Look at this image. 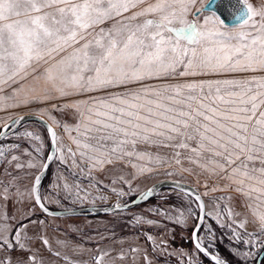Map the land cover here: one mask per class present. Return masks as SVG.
<instances>
[{
	"label": "snow or ice",
	"instance_id": "1",
	"mask_svg": "<svg viewBox=\"0 0 264 264\" xmlns=\"http://www.w3.org/2000/svg\"><path fill=\"white\" fill-rule=\"evenodd\" d=\"M196 4L197 0H0V109L67 101L52 107L73 110L74 124L48 118L74 147L64 145L52 126L48 131L57 159L81 171L127 160L126 167L134 170L129 175L136 179L152 172L154 165L170 162L158 152L138 151L137 145L188 150L189 163L227 181L225 188L235 185L234 190L250 201L248 207L264 232V211H258L264 208V75H247L264 73V5L255 8L246 0H235L234 23L227 24L215 10L204 15L211 0L201 7ZM177 77L208 79L173 83ZM84 95L85 100H70ZM24 135L40 139L31 132ZM180 157L175 151L171 158L180 166L178 173L190 171ZM18 160L11 156L12 162ZM15 167L25 165L17 162ZM26 167L48 165L33 157ZM118 182L128 188L114 187L117 198L134 192L124 175L113 184ZM40 184L37 174L28 195L44 207ZM217 190L223 189H211ZM151 193L148 189L147 195ZM138 195L147 199L145 193ZM195 201L200 214L192 243L212 264H225L210 253L211 241L206 247L201 235L202 230L210 231L204 227L205 216L218 223L224 217L220 212L205 213L200 195ZM187 213L175 222L183 224L196 215L190 205ZM158 214L171 219L167 211ZM227 218H232L230 208ZM135 223L158 222L137 216ZM237 227L243 228L244 222ZM8 230L0 224V241L7 242ZM147 239L157 243L151 235Z\"/></svg>",
	"mask_w": 264,
	"mask_h": 264
},
{
	"label": "rangeland",
	"instance_id": "2",
	"mask_svg": "<svg viewBox=\"0 0 264 264\" xmlns=\"http://www.w3.org/2000/svg\"><path fill=\"white\" fill-rule=\"evenodd\" d=\"M206 1L197 0L196 7H201ZM246 2L255 8L264 5V0H246ZM204 15L210 16L211 12L206 11ZM188 18L192 19L191 16ZM247 75H264V73H248ZM199 79H208V77H177V81L172 82ZM90 95L99 96L102 93ZM87 98V95L75 96L70 100L78 101ZM66 102L53 100L41 104L0 109V129L10 120L25 113L41 115L51 124L49 115L61 123L74 124L73 110H57L52 107L53 104L61 105ZM42 109L47 110L46 113L41 112ZM52 126L64 145L74 147L61 127L54 124ZM28 132L40 139L37 141L24 135ZM12 145H18V147L12 148ZM37 145L42 146L39 153L35 151ZM192 147H195V142H192ZM48 148L49 139L46 130L36 121L24 122L0 141V149L4 151V156L0 157V224L7 225L9 229L4 234L7 242L0 241V264H97L98 258H100V264H189V260L192 264H212L209 258L197 252L190 241L191 231L199 211L197 203L191 195L176 189L162 188L154 195L156 198L151 197V200L131 209L105 215L52 217L42 214L35 205L33 197L28 195L33 178L41 167L28 169L26 164L33 157L43 164ZM137 150L158 152L161 156L168 157L170 162L163 166L154 165L152 172L132 179L129 174L134 170L130 166L126 167L127 160L89 172L88 168L81 171L70 163H61L57 159L59 154L56 152V157L40 186L43 204L52 209L117 205L129 201L156 181L171 179L186 182L201 193L205 202V213H212L214 216L216 212H220L224 217L221 223L225 226L221 227V223L205 216L204 227L210 231L205 233L202 230L201 235L204 237L206 247L211 241L210 252L232 264H255L258 254L264 248V232L260 231L261 226L257 217L248 207L250 201L234 190L235 185L225 188L227 181L217 179L197 165L189 163L185 159L191 155L188 150L150 147L147 144L137 145ZM175 151H180L183 167L190 171L178 173L180 166L171 159ZM13 155L19 157V160L12 162ZM17 162L25 167L17 169L15 167ZM132 162L139 163L135 160ZM166 172L178 174L170 176L166 175ZM121 175L131 181L134 192L117 198L112 191L114 187L117 190L122 187L125 190L128 188L127 184L119 182L113 184L114 180L119 181ZM65 183L69 185V188L64 187ZM5 188L8 189L7 192L4 191ZM212 188L223 190L211 191ZM205 192L207 195H204ZM252 204L255 209V203L252 202ZM189 205L196 215L186 219L183 224L176 223V219L182 212L185 216L188 215ZM229 208L232 210L231 220L227 218ZM160 210L167 211L171 219L158 214ZM258 211H264V208ZM137 216H142L145 220L152 219L158 223L137 224L135 223ZM241 222H244V227H237ZM17 230L19 239L16 238ZM234 233L239 236V239ZM247 233L255 235L250 237ZM147 235H151L157 243L150 242ZM245 241L248 243L246 244ZM105 253L107 255H104Z\"/></svg>",
	"mask_w": 264,
	"mask_h": 264
},
{
	"label": "water",
	"instance_id": "3",
	"mask_svg": "<svg viewBox=\"0 0 264 264\" xmlns=\"http://www.w3.org/2000/svg\"><path fill=\"white\" fill-rule=\"evenodd\" d=\"M208 4H209V0H207L203 5H208ZM234 4H235V0H211V7L209 8V10L207 12H212L213 10H215V11H217V14L220 15L221 18L226 21L227 24H232V23H234V15H233ZM21 117H23L24 119H22L19 124H12V121L20 119ZM27 121L39 122L45 128L48 139H49V148H48L46 159L43 163V164H47L48 167L47 168L41 167L40 170L35 174V176L37 174H39L41 176V183H42V180L45 177L49 166L51 165V163L54 161V159L56 157V145L53 144L51 137H50V134H49V131H48L49 126H52V124L43 116L35 114V113L21 114V115H18L17 117H15L14 119H12L6 123V124L11 125L10 127H5L6 124H4L1 127V129H0V141L5 136H7L8 134L13 133L21 124H23L24 122H27ZM53 130H54V127H53ZM49 155L53 156L52 160H48ZM35 176H34L33 181H32V186L34 184ZM40 186H41V184L38 186L39 194H40ZM162 188H172V189H176V190H179V191H182L185 193H191V194H193L191 196L194 199H195V195H200L201 200L203 201V204H204V212H205L204 199H203L201 193L194 186H192L186 182H181L178 180H171V179H163V180L156 181V182L152 183L150 186H148L146 189L141 191L140 193H145V195H147V190L152 189V193H151V195H147V199L140 197L138 195L139 194L138 193L132 199L127 201L128 202L127 204H125V203L119 204L120 207H116V205H105V206H83V207L71 208V209H52V208L46 207L45 205H44V207H41L40 204L35 201V197H33V201H34L35 205L38 207V209L46 216L64 217V216L110 214V213H114V212H118V211H122V210L131 209V208L137 206L138 204H141V203L149 200L151 197L156 195L158 190H160ZM133 200H135V203L131 202ZM196 203L198 204V202H196ZM199 214L200 213L198 211V215ZM196 223H198V220H196ZM196 223H195V225H196ZM194 226H193V228H194ZM192 231H193V229H192ZM192 231H191V242H192ZM210 253L212 255H216L212 252H210ZM263 256H264V248L258 254L255 264H259V262ZM221 259L224 260L223 258H221ZM225 264H229V263L227 261H225Z\"/></svg>",
	"mask_w": 264,
	"mask_h": 264
},
{
	"label": "trees",
	"instance_id": "4",
	"mask_svg": "<svg viewBox=\"0 0 264 264\" xmlns=\"http://www.w3.org/2000/svg\"><path fill=\"white\" fill-rule=\"evenodd\" d=\"M152 198H156V196H153ZM151 198V199H152ZM151 199H149V200H151ZM148 200V201H149ZM43 214V213H42ZM188 241V240H187ZM190 241H191V239H190ZM192 243V242H191ZM203 256H205L203 253H201ZM206 257V256H205ZM206 258H208V257H206ZM229 264H232L231 262H229L228 260H226ZM259 264H264V256L262 257V259L260 260V262H259Z\"/></svg>",
	"mask_w": 264,
	"mask_h": 264
},
{
	"label": "bare ground",
	"instance_id": "5",
	"mask_svg": "<svg viewBox=\"0 0 264 264\" xmlns=\"http://www.w3.org/2000/svg\"><path fill=\"white\" fill-rule=\"evenodd\" d=\"M100 215V214H99ZM102 215H105V214H102ZM52 217H54V216H52Z\"/></svg>",
	"mask_w": 264,
	"mask_h": 264
}]
</instances>
